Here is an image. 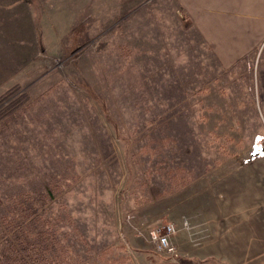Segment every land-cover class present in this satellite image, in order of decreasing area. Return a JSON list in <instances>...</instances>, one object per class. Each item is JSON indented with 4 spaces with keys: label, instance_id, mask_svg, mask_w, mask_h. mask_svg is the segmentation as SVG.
<instances>
[{
    "label": "rangeland",
    "instance_id": "1",
    "mask_svg": "<svg viewBox=\"0 0 264 264\" xmlns=\"http://www.w3.org/2000/svg\"><path fill=\"white\" fill-rule=\"evenodd\" d=\"M29 1L37 35L0 42V250L14 223L54 263L169 264L149 232L202 203L241 233L264 46L223 65L177 0Z\"/></svg>",
    "mask_w": 264,
    "mask_h": 264
},
{
    "label": "crops",
    "instance_id": "2",
    "mask_svg": "<svg viewBox=\"0 0 264 264\" xmlns=\"http://www.w3.org/2000/svg\"><path fill=\"white\" fill-rule=\"evenodd\" d=\"M177 1L223 65L234 66L264 46V0ZM30 8L29 0H0V42L5 35L15 43L28 35H37ZM59 8L69 13L67 5L61 3ZM12 51L19 52L14 48ZM244 203L250 213L241 233L226 235L216 227L219 218L213 204L202 203L196 208L194 225L186 216L182 221L175 220L179 231L172 241L180 258L188 264H264V195L259 191L248 192ZM230 252L234 257H227Z\"/></svg>",
    "mask_w": 264,
    "mask_h": 264
},
{
    "label": "trees",
    "instance_id": "3",
    "mask_svg": "<svg viewBox=\"0 0 264 264\" xmlns=\"http://www.w3.org/2000/svg\"><path fill=\"white\" fill-rule=\"evenodd\" d=\"M11 230L14 238L0 250V264H60L54 263L45 247L25 237L21 226L13 223Z\"/></svg>",
    "mask_w": 264,
    "mask_h": 264
},
{
    "label": "built area",
    "instance_id": "4",
    "mask_svg": "<svg viewBox=\"0 0 264 264\" xmlns=\"http://www.w3.org/2000/svg\"><path fill=\"white\" fill-rule=\"evenodd\" d=\"M179 231L175 223L155 227L149 232L150 241L155 245L158 252L167 255L175 264L179 263L180 253L173 243L172 237Z\"/></svg>",
    "mask_w": 264,
    "mask_h": 264
}]
</instances>
